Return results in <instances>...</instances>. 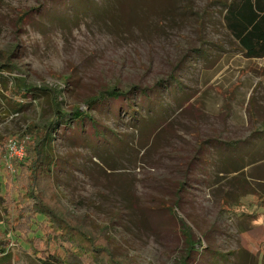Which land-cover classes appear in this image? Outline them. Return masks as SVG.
<instances>
[{
    "label": "rangeland",
    "instance_id": "374dc122",
    "mask_svg": "<svg viewBox=\"0 0 264 264\" xmlns=\"http://www.w3.org/2000/svg\"><path fill=\"white\" fill-rule=\"evenodd\" d=\"M221 1L0 0V61L10 53L16 66L0 72L9 264H42L25 239L42 235L44 217L20 229L28 156L10 159L8 143L27 149L29 128L53 123L58 201L133 264H264V58L241 51ZM20 79L38 90L16 105L5 91ZM107 87L130 92L126 103L88 108ZM52 89L64 112L88 110L104 137L89 120L55 122ZM132 104L136 114L122 111ZM180 218L200 252L188 251Z\"/></svg>",
    "mask_w": 264,
    "mask_h": 264
},
{
    "label": "trees",
    "instance_id": "16d2710c",
    "mask_svg": "<svg viewBox=\"0 0 264 264\" xmlns=\"http://www.w3.org/2000/svg\"><path fill=\"white\" fill-rule=\"evenodd\" d=\"M226 7L225 15L227 28L238 41L241 51L249 58H264V0H223ZM34 10L21 11L19 19L28 22L33 16ZM12 54L8 53L0 61V72L15 70ZM37 87H30L24 79L18 80L14 88H6L5 97L12 104H21L22 98H27ZM52 101L57 123L74 122L79 129L89 120L95 133L104 137L101 125L90 116L88 110L80 107L72 113H66L61 108L60 94L52 89ZM146 94L145 89L140 90ZM130 94L116 87H107L98 94L90 96L86 101L88 108L102 107L113 101L119 105L126 103L127 95ZM17 100V101H16ZM132 110L136 114L134 105L124 107L122 111ZM120 111V109H118ZM56 123L51 126L32 130V138L28 140L26 162L20 163L22 168L21 182L23 187L24 213L23 223L20 229L27 232L24 226L36 224V217L41 215L44 221L37 228L41 230L40 236L26 237L29 244V252L41 258L42 264H133L127 256L115 251L106 235L103 236L92 229L83 227L73 220L58 201L55 186L54 170L57 160L52 156L53 134L56 132ZM234 142H232L233 144ZM170 210L176 214V209L171 206ZM184 236L190 253L200 252L193 231L190 230L183 218ZM32 221V222H31ZM11 241L3 231H0V264L11 263L13 260Z\"/></svg>",
    "mask_w": 264,
    "mask_h": 264
},
{
    "label": "built area",
    "instance_id": "2783aa9c",
    "mask_svg": "<svg viewBox=\"0 0 264 264\" xmlns=\"http://www.w3.org/2000/svg\"><path fill=\"white\" fill-rule=\"evenodd\" d=\"M8 154L10 159H24L26 154V147L24 143H18L15 140H11L8 143Z\"/></svg>",
    "mask_w": 264,
    "mask_h": 264
}]
</instances>
